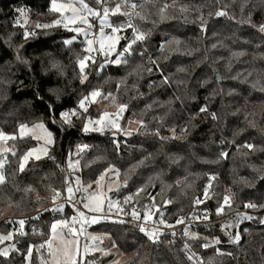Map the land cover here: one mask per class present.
<instances>
[{"label":"clouds","instance_id":"obj_1","mask_svg":"<svg viewBox=\"0 0 264 264\" xmlns=\"http://www.w3.org/2000/svg\"><path fill=\"white\" fill-rule=\"evenodd\" d=\"M37 6L43 7V0ZM221 10L223 15L218 16ZM133 24L144 39L132 46L122 62L105 64L102 69L99 65L105 57L97 54L82 84L73 62L82 55L83 44L79 51L74 45L66 47L62 43L66 38L53 35L57 30L51 29L37 34L44 39L24 49L25 41L16 42V32L9 31L4 21L0 30L4 45L0 47V116L15 123L37 118L47 121L49 106L59 112L70 108L88 89H99L105 94L97 103L99 108L115 111L126 106L122 124L129 139L116 146L110 131L89 136L87 145L92 152L86 154V167L119 164L129 179L143 178V173L150 171L146 181L177 169L186 173L181 183L187 177L206 176L208 171L193 173L190 169L214 171L212 166H220L224 160L217 146L225 141L235 143L244 136L254 149L234 153L233 162L237 155L259 161H244L241 166L251 169L246 185L253 188L255 199L264 207V186L257 185L264 177V0H141ZM192 26L197 30L194 36L188 34ZM69 69L71 78L67 76ZM216 73L223 77L221 81L216 80ZM201 96L209 106L206 113L193 111ZM217 97L219 104L212 111ZM158 129L159 135L155 134ZM165 129H175L176 138L162 140L161 136L168 137L161 134ZM217 133L219 139L215 138ZM54 158L49 159L53 164ZM51 166L47 160L34 162L21 175L10 165L8 183L0 187V216L44 209L52 185ZM21 185L31 191L25 193ZM189 186L194 187V181ZM17 192L23 195L10 205L9 198ZM245 229L238 245L222 242L228 254L216 256L215 264H264V228ZM36 237L39 241L44 238ZM90 254L88 264H184L175 249L157 246L153 250L151 245L129 243L118 230L115 238L107 234L100 248Z\"/></svg>","mask_w":264,"mask_h":264},{"label":"snow or ice","instance_id":"obj_2","mask_svg":"<svg viewBox=\"0 0 264 264\" xmlns=\"http://www.w3.org/2000/svg\"><path fill=\"white\" fill-rule=\"evenodd\" d=\"M140 2L141 0H113L109 3L107 0H93L90 4L88 0H45L44 6L48 13L59 14L56 19L50 23H42L40 20L30 22L28 18L30 10L17 8L16 11L20 15L13 23L23 29L22 35L25 43L38 34L37 29L45 32L62 27L69 33H75L76 35H70L62 40L66 47L73 45L78 36H83L84 39L80 43L84 45V48L82 55L76 58L75 64L78 68L80 81L84 84L88 79V69L96 62L97 54L105 57L104 64L99 65L102 69L105 64L122 62L132 46L144 39L143 33L138 32L133 24ZM36 15L40 16L41 13L37 12ZM217 15H223V11H219ZM160 47L162 50L163 42ZM121 48L123 51L119 50ZM161 76L167 81L162 70ZM216 79L220 81L223 78L219 73H216ZM104 95L101 90L90 88L78 97L73 107L57 112L49 106L48 120L53 125L60 123L62 126L69 127L73 125L74 120H82L80 132L104 133L110 131L114 145L119 146L116 137L127 135V131L121 123L125 118L126 106L120 105L115 111H105L97 107L98 101L103 99ZM93 107H96L95 115L90 114ZM198 110L201 113H206L209 111V106L205 102L199 106ZM57 114L59 120L56 119ZM211 115L212 118H215V113ZM141 126H143V122H141ZM165 130L169 135L168 137L161 136L162 140L176 138L175 129ZM181 131H186V129ZM159 133L158 129L155 134L159 135ZM33 141L35 142L34 146L27 147ZM18 143H24L26 150L18 151L16 147ZM54 143V133L43 118H37L31 122H17L16 128L12 132L0 128V187L8 183V168L11 164L14 163L16 170L23 174L28 169L30 161H41L44 157L54 160L55 158L49 151L50 146ZM231 144V141H227V145ZM227 145L222 144L218 153L223 158H227L229 155L224 150ZM74 147L75 152L70 147L63 156V167L59 164L56 165L64 173V179L59 187L52 185L48 187L50 195L47 199L51 201V208L42 209L59 214L64 211L65 205H72L75 209L74 215L59 219L55 216L52 217L51 222L45 225L46 231H41L35 223L39 219V211L35 217L7 218L6 223H11L13 227L10 230H0V257L5 258V261L12 260L10 254H19L23 251L24 264H32L33 253H35L39 264H88V255L98 250L104 237L107 236V232H89L88 226L113 220L115 216L114 226L131 224L153 245L166 242L169 249H172L174 240L164 241L162 237L165 235L175 237L179 233L183 242L178 250V255L182 256L184 264H214L216 256L228 254L224 252L221 234L227 238L229 243L238 245L242 242V232L237 230L240 221L256 219L260 225H264V215L259 214L264 211V207H261L259 199L242 200L241 205L245 211L237 210L231 217H228V210L235 204V194L230 189H225L222 196L216 193L214 190V181L217 179L215 174L207 175V183L204 185L201 195L192 199V211L181 215L179 214L181 210H178L174 222H169L167 210L163 207L164 205L175 207L172 200L163 196L165 187L163 181H161V192L157 194L160 199L157 200L156 197L148 194V203L140 201L144 189L152 183L151 178L144 184L136 186L135 190L129 192L128 195H124L122 201L110 198L103 191L104 188H107L108 192L113 190L119 192L129 183V175L124 173V178L121 181L120 170L114 165L104 167L102 171L97 169L98 174L95 180L87 184L82 182L80 176L77 175L74 188L71 177L82 166L83 156L90 146L79 141ZM253 149L254 145L248 141L236 145L237 152L247 153ZM83 166L86 167L85 164ZM113 177L116 179H112ZM23 191L28 193L31 188L25 186ZM65 192L67 195H64ZM76 193L81 195V199H76ZM213 199L216 200V204L212 209H209L205 201L210 202ZM16 203L13 198H9L10 205ZM79 205H82L83 208L78 207ZM200 206H203V210ZM257 208H260L259 212L256 211ZM252 212L257 213L258 219L257 216L252 215ZM124 217H130V220L126 221ZM29 222H33L31 237L25 231V225ZM196 224L203 226L206 230L218 229L220 234L208 231L207 235H201L200 232L192 231V226ZM244 231L247 229L244 228ZM37 235L44 237L39 243H27L26 248L23 249L17 247L20 242L19 237L29 241ZM113 244L115 245V241ZM194 245H198L199 249L204 250L205 253L211 251L212 255H202Z\"/></svg>","mask_w":264,"mask_h":264},{"label":"trees","instance_id":"obj_3","mask_svg":"<svg viewBox=\"0 0 264 264\" xmlns=\"http://www.w3.org/2000/svg\"><path fill=\"white\" fill-rule=\"evenodd\" d=\"M45 4V0H43ZM90 4H92L93 0H88ZM40 3V0H0V30L3 29V22L7 21L8 25V30L9 31H15L16 36L14 37V40L16 42H20L23 38L22 32L23 29L19 27V25H14V20L20 15L16 10L17 8H23L30 10L29 11V21L30 22H35L36 20H40L42 23H50L53 19H56L59 14H52L48 13L47 8L45 6L43 7H38L37 5ZM40 12L41 15L37 16L36 13ZM220 19V18H217ZM23 22V21H22ZM57 31L53 33V35H59L64 38H68L70 35H76L75 33H69L66 32L65 29L61 27H56L54 28ZM196 29L195 26H192L191 30L189 31V35L194 36L196 34ZM43 31L40 29H37V33H42ZM207 34V33H206ZM44 39V37L37 35L36 38L31 39L27 43L24 44V49L30 48L32 45L36 43L37 40ZM83 39V36H78V39L73 43L75 46L76 50H80V41ZM0 47H4L2 43H0ZM24 55L27 57V51L24 52ZM67 61L65 60V63ZM74 66L76 67V70L78 72V68L75 64V61L73 62ZM220 74V73H219ZM67 76L69 78L72 77V71L69 69L67 71ZM221 76V74H220ZM222 77V76H221ZM223 78V77H222ZM19 79L23 80L25 84L28 83L26 79H24L23 76H20ZM62 79V78H61ZM217 80V79H216ZM221 81V80H220ZM66 82V81H65ZM74 84L78 83V80L73 81ZM204 89H201V93H204ZM256 95V94H254ZM203 96L200 98V104L196 107H194L193 111L198 110V107L201 104H204ZM219 104V98L217 97L214 101L213 104L210 108V110L215 111L217 106ZM74 105V104H73ZM72 106V105H71ZM98 107V106H97ZM96 113V107H94V110L92 111V115H95ZM50 113H48V116ZM264 115V114H262ZM127 116V113H125V117ZM56 119L59 120L58 114L56 116ZM241 120H243V116L240 117ZM0 121H4V123H0V128H3L5 131L12 132L16 128V123L13 122H8L7 118L4 116H0ZM124 122V120H122ZM200 121L197 120V123ZM47 126L49 129L54 133V138H55V143L52 145L50 148V153L52 156L56 157L55 164L52 163L51 160H49L47 157L43 158L42 160H47L49 164H51V168L49 171L53 173L52 181V186L54 187H59L61 185V181L64 179V173L60 171V168L56 167L57 164L61 165L62 167V158L63 156L67 153L68 149L71 147L72 151L75 152V147L74 145L79 142L83 141V143L87 144L90 143L89 141V136L91 135H99V133H82V132H77L79 129V125L73 124L71 127L67 125H61L60 123H57L53 125L50 120H47ZM211 126V120L210 118L208 119V125ZM203 128L204 125H201ZM63 129V130H62ZM179 131V130H177ZM162 135H169V133L166 130H161ZM216 139L220 138L219 133L216 134ZM129 138L123 136V135H118L116 137V140L119 144H121V141H127ZM247 140L245 139L244 136L239 137L235 143H232L231 145H227V141H225V144L227 145L224 150L229 153L227 158H224L222 165L220 166H212L214 171H209L208 168H200V167H195L193 166L190 171L193 173H200L202 171H208V174H215L217 179L214 181V190L216 193L220 194L221 196L224 194L225 189H230L232 193H234V201L235 204L233 208L229 209L228 211L232 209H237V208H242L241 201L244 199L251 198L253 200L255 199V195L253 188H249L246 184L245 181L251 178V169L247 167L245 164L243 167L241 164L244 161H247L248 163H258L259 161L255 160L254 158L249 159L248 157L242 156V155H237L235 157V161L233 162V154L236 153V145L237 144H242L246 142ZM34 141L29 143L27 147L33 146ZM17 150L18 151H25L26 150V145L24 143H18L17 144ZM217 149L220 151L221 146H217ZM92 152V149L89 148L86 153L83 156L82 159V166L76 170V174L80 176L82 182L85 184L89 183L92 180H95L96 175L98 172L96 171L97 169L103 170L104 167H107L106 165L104 167H99L97 168L95 165H88V167H84L83 165L85 164V158L86 154H90ZM35 163H39V161H34ZM34 162H30L28 165V169H31L33 166ZM12 167H16V165L13 163L11 164ZM116 168L120 170V180L122 181L124 178V173L125 169L121 167L119 164L115 165ZM95 169V170H93ZM10 170V168H8ZM150 174V171H145L143 173V178H137L135 176L132 177V179L129 180L128 185H126V191L131 192L135 190V187L141 184H144L146 181L147 176ZM23 175V174H21ZM186 177V173L182 169H177L175 172L169 171L167 175L163 176L160 179H155L152 181L150 185H148L145 189L144 192L141 194V199L143 201H148L147 196L148 194H151L152 196L156 197L157 200L160 199V197L157 196L158 193L161 192V181H163L165 187H164V192L163 196L167 199H170L173 201L175 204V207H172L171 205H164L163 207L167 210V218L169 220H173L176 218V214L178 210H181L179 214L183 212L190 211L193 208L192 205V199L195 196L201 195L202 189L204 185L207 183V175L206 176H199L196 175L195 177H187V180L184 183H181L180 181ZM179 181V183H177ZM194 181V187L189 186L192 184ZM170 185V187H168ZM258 186H264V180H259L257 182ZM21 187H24V185H21ZM23 195L22 192H17L14 196V200H19L20 197ZM51 201L48 200L46 203V206L50 204ZM210 205L216 204V200L213 199L210 202H208ZM28 206L32 205V201L29 200L27 202ZM2 207V205H0ZM39 208L37 207L35 210L32 211H26L24 215H21L19 212L13 211L10 212L9 215H15V216H30L34 214ZM260 215L264 214V211L259 213ZM54 217L53 215L50 214H43L40 219L35 221L36 225L38 228H40L41 231H46L45 225L51 222V218ZM57 219L61 217H68L67 211L63 216H55ZM258 219V218H257ZM41 223H43L44 227H41ZM2 225V224H1ZM27 225V228H30L33 225V222H29ZM249 229H255L259 230L260 228H264V225H260L256 219L248 222L245 225ZM98 232H107L108 235H112L113 238H115L117 234V230L119 232V235L129 243H132L135 241L137 244H142V245H151L152 249L155 250L157 249V246L160 247H165L167 243H161L158 245H153L151 242L147 241L144 237L143 234L138 231L135 227L132 225H123V226H114V222L106 223L103 225H98L94 228ZM0 230H8L7 226H0ZM211 231H215L217 234H220L218 229H214ZM243 232V230H242ZM27 233L31 237L32 230H28ZM204 235V234H201ZM207 235V233L205 234ZM221 237L223 239V242H226L227 238L223 237L221 234ZM19 244L17 247H20L21 249L26 248L27 243H39L40 241L38 240L37 237H32L29 241H25L23 237H19ZM166 241V240H164ZM175 243L172 246V249H175L177 252L180 249L182 245V239H177L174 241ZM197 250H200L198 245H194ZM201 254L211 256L212 252L207 251L205 253L204 250H200ZM12 264H24V254L23 251L19 254L12 253ZM154 255V253H153ZM111 257H109L110 259ZM182 258V256H181ZM5 258L0 257V264H5ZM32 264H37V260L35 257V253H33L32 257ZM215 264V262H214Z\"/></svg>","mask_w":264,"mask_h":264},{"label":"built area","instance_id":"obj_4","mask_svg":"<svg viewBox=\"0 0 264 264\" xmlns=\"http://www.w3.org/2000/svg\"><path fill=\"white\" fill-rule=\"evenodd\" d=\"M61 28H62V27H61ZM94 30H95V29H94ZM66 32H68V31L66 30ZM83 39H84V37H83ZM73 106H74V105H72V106H70V107H73ZM93 110H94V107L91 109V113H90L91 115H92V111H93ZM58 117H59V116H58ZM73 124H77V125H79V128H80V126L82 125V120H74V121H73ZM62 167H63V165H62ZM76 176H77V174H76V172H75V173L73 174V176L71 177V179L73 180V187H74V188H75V183H74V181H75V177H76ZM125 189H126V186L124 187V189H122V190L119 191V192H117V191H113V192H111V193H107V195H108L110 198H112V199L122 201V200H123V196L129 194V192L126 191ZM64 195H67V193L65 192ZM201 198H202V197H201ZM76 199H77V200L81 199V195H80L79 193H76ZM140 202H141V203H148V201H143V199H141ZM208 202H209V201H205V203L208 205L209 209H212V208H213V205H210ZM138 206H139V205L137 204V207H138ZM78 207H80L81 209L83 208L82 205H79ZM200 207H201V210H203V206H200ZM44 208H51V203L48 204L47 206H45ZM237 210H239V211H241V212L245 211V209H243V207H242V208H237V209H232V210H230V211L227 212L228 217H231V215H233L234 212L237 211ZM38 211H39V219H40L41 216H42L43 214H50V215H53V216H63V215L65 214L66 211H67V213H68V217H71L72 215H74V211H75V209L73 208L72 205H65V209H64V211L60 212L59 214H57L56 212H53V211H43V210L39 209V210H37L34 214H32V215H30V216H15V215H9V216H6V217H4L3 219L0 220V226H7V227H8V230H10V229L13 227V225H12L11 223H6V219H7V218L11 217V218H16V219H18V218H22V217H35V216L37 215V212H38ZM191 211H192V209H191L190 211H187V212H183V213H181V215H183V214H188V213H190ZM249 211H251V210H249ZM110 215H112V214L110 213ZM252 215H253V216H257V213L252 212ZM263 215H264V214H263ZM257 218H258V216H257ZM115 219H116V217L114 216L113 220L102 221V222H100L99 225H103V224H106V223L114 222ZM124 219L127 221V220H130V217H124ZM213 219H215V217H213ZM174 220H175V219H173V220H169V222H174ZM250 221H252V220H248V221H243V220H242V221H240V225H239V227H238L237 230H239V231L242 232V230H243L244 228H247L245 225H246L248 222H250ZM1 224H2V225H1ZM127 224H128V223H126L125 225H127ZM129 225H131V224H129ZM32 226H33V225H32ZM32 226H31L30 228H27V225H25V231L27 232L29 229L32 230ZM96 226H98V225H89V226H88V231H89V232H94V233H102V232H98V231H96V230L94 229ZM177 227H179V226H177ZM192 231L200 232L201 234H204V235H205L206 233H208V231H211V230H206V229L203 228V226H201V225H199V224H196V225H193V226H192ZM221 238H222V237H221ZM162 239H163V240L171 239V240L176 241L177 239H182V238H181V236H180L179 233H178L175 237H172L171 235H165V236L162 237ZM222 242H223V239H222ZM82 243H83V241H82ZM90 255H92V254H89L88 257H89ZM88 257H87V258H88Z\"/></svg>","mask_w":264,"mask_h":264},{"label":"rangeland","instance_id":"obj_5","mask_svg":"<svg viewBox=\"0 0 264 264\" xmlns=\"http://www.w3.org/2000/svg\"><path fill=\"white\" fill-rule=\"evenodd\" d=\"M106 31H107V29H106ZM121 123H123V121H121ZM34 146V145H33ZM52 147V145L50 146V148ZM50 148H49V151H50ZM45 158V157H44ZM43 159V158H42ZM30 162H34V161H30ZM29 162V163H30ZM112 179H116L115 177H113ZM103 191H105L106 193H111V192H108V190H107V188H104L103 189ZM113 191H115V190H113ZM112 191V192H113ZM9 214H10V212H7V213H5L3 216H0V220L1 219H3L4 217H6V216H9ZM111 259V258H110Z\"/></svg>","mask_w":264,"mask_h":264}]
</instances>
